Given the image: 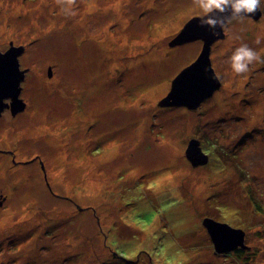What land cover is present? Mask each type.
I'll return each instance as SVG.
<instances>
[{"label": "rangeland", "instance_id": "obj_1", "mask_svg": "<svg viewBox=\"0 0 264 264\" xmlns=\"http://www.w3.org/2000/svg\"><path fill=\"white\" fill-rule=\"evenodd\" d=\"M34 1L37 23L8 8L36 27L37 122L56 126L23 146L37 149L22 159L39 160L34 183L32 163L22 184L0 177V219L14 215L0 264H264V0L211 45L221 86L195 108L162 104L204 48L171 45L205 15L193 0ZM244 44L260 60L238 75L229 57ZM205 218L243 229L247 248L217 253Z\"/></svg>", "mask_w": 264, "mask_h": 264}, {"label": "flooded vegetation", "instance_id": "obj_2", "mask_svg": "<svg viewBox=\"0 0 264 264\" xmlns=\"http://www.w3.org/2000/svg\"><path fill=\"white\" fill-rule=\"evenodd\" d=\"M36 5L34 0H27V2H24V0H0V86H2V79L5 78L2 74L3 68L5 72L8 67L15 70L17 74L19 73L17 78L20 88L19 98L22 100L21 105L14 106L16 99L8 94L7 91L0 90V171L4 174L0 175V177H9L8 173L10 172V180L15 179L18 184L23 183L22 178L20 180L17 179L21 177L24 165L32 163L31 166L34 165L35 167L39 162L35 156L28 160H22L24 157L32 155L34 151L37 152L35 148L24 149L23 146L25 143L37 141L35 139L37 135L35 126L38 124L39 114L36 110L37 97L34 95L33 89L39 79L38 72L40 73L38 69L39 46L37 47L39 39L36 27L34 28L31 25L29 30L26 29L27 31H24L21 23H15L12 20L14 15L11 14L12 12L9 13L8 6L11 7V10H14L13 12L20 11L22 13H30V15L33 14V20L37 23L38 17L34 16V12H36L34 7ZM260 10L261 12L263 11L262 3H260ZM20 17L22 18V16ZM30 31H33L34 37L31 34L29 35ZM7 131L10 132V141L1 137V134L4 136L3 134ZM33 131L35 133L32 136ZM34 169H32L33 172L31 169L25 170L28 173L25 180L29 184L34 183L36 177L38 178L37 168L35 167ZM1 204L0 201V206Z\"/></svg>", "mask_w": 264, "mask_h": 264}, {"label": "water", "instance_id": "obj_3", "mask_svg": "<svg viewBox=\"0 0 264 264\" xmlns=\"http://www.w3.org/2000/svg\"><path fill=\"white\" fill-rule=\"evenodd\" d=\"M231 14V9L229 8L224 13H220L216 10L214 13H209L208 15L225 17V25L233 18ZM260 14L261 10L258 8L254 13H246L244 15L257 18ZM204 16L205 15L191 19L171 43V45L183 44L193 39H202L204 41V48L198 61L186 68L173 82L172 91L164 100V103H162L163 105H186L189 108H195L201 101L211 96L213 92L221 86V82L217 78L211 64L210 48L217 39L224 37V25L223 27L217 26L216 29H212L207 25H202L201 18ZM2 74L5 78L2 79L0 90L7 91L8 94L16 99L13 104L14 106L21 105L22 100L19 98V80L17 79L19 73L17 74L15 70L8 67L6 72L3 68ZM187 157L194 166L204 164L208 160L207 156L202 152L201 148H199L196 140L190 142L187 149ZM204 225L208 230L217 253L247 248L245 244V231L243 229L232 227L227 223L219 222L213 218H205Z\"/></svg>", "mask_w": 264, "mask_h": 264}, {"label": "clouds", "instance_id": "obj_4", "mask_svg": "<svg viewBox=\"0 0 264 264\" xmlns=\"http://www.w3.org/2000/svg\"><path fill=\"white\" fill-rule=\"evenodd\" d=\"M56 2L58 4H67L71 6L75 3V0H56ZM193 3L205 14V16L201 18V24L207 25L212 29H216L217 26L223 27L225 17L209 16V13H214L216 10L220 13H224L230 8L232 13L231 17L235 18L246 13H254L260 8V0H193ZM256 42H260L259 37ZM258 60H260L259 54L246 44L236 48L229 57L230 66L238 75L247 72L249 65Z\"/></svg>", "mask_w": 264, "mask_h": 264}, {"label": "bare ground", "instance_id": "obj_5", "mask_svg": "<svg viewBox=\"0 0 264 264\" xmlns=\"http://www.w3.org/2000/svg\"><path fill=\"white\" fill-rule=\"evenodd\" d=\"M118 2V1H117ZM91 7V6H90ZM83 15H85V12H83ZM72 16V15H71ZM78 17V15L77 14H75V16H73L74 18L75 17ZM47 118H48V115L46 116ZM45 117V118H46ZM38 122H40V121H38ZM43 124H45L46 126H44ZM48 125H50L49 123H47V122H45V121H43V123L42 124H36V126H35V128H36V133L38 134V133H42V132H49V131H51V129L52 128H50ZM57 125H59V126H61L60 124H57ZM55 126L56 125H54V127H53V129L55 128ZM52 129V130H53ZM42 130V131H41ZM43 130H45V131H43ZM61 134V133H60ZM63 134H65V133H63ZM4 136H2V134H1V137L3 138V139H5V138H7V140L8 141H10V139H11V136H10V132H6L5 134H3ZM54 136H55V133H54ZM61 141V140H60ZM67 151L68 150H65V154L67 155ZM23 154H25V152H23ZM64 156V155H63ZM65 160H69L68 159V156H64L63 157ZM80 159H82V160H80ZM77 160L78 161H74L73 163L75 164V165H83V163H85L84 162V158H80V157H78L77 158ZM86 164V163H85ZM0 175H4L3 174V172L2 171H0ZM161 181H176L175 179H174V176H171L170 174H168L167 176H162V178H161ZM173 183V182H172ZM12 212H13V209H11L10 211L8 210L7 212H5L4 213V216L3 217H1V219H0V225L1 224H3V223H5L6 221H9V220H11V219H13L14 218V215L12 214Z\"/></svg>", "mask_w": 264, "mask_h": 264}]
</instances>
